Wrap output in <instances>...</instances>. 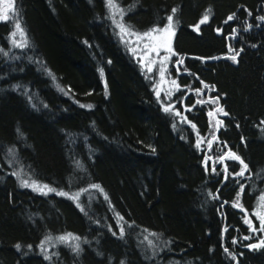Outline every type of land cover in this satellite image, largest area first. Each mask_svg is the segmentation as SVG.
Listing matches in <instances>:
<instances>
[{
	"label": "trees",
	"instance_id": "trees-1",
	"mask_svg": "<svg viewBox=\"0 0 264 264\" xmlns=\"http://www.w3.org/2000/svg\"><path fill=\"white\" fill-rule=\"evenodd\" d=\"M113 2L173 90L107 0H0V264H264V0Z\"/></svg>",
	"mask_w": 264,
	"mask_h": 264
},
{
	"label": "rangeland",
	"instance_id": "rangeland-1",
	"mask_svg": "<svg viewBox=\"0 0 264 264\" xmlns=\"http://www.w3.org/2000/svg\"><path fill=\"white\" fill-rule=\"evenodd\" d=\"M110 19L118 31V36L121 42L127 47L129 52L133 55L140 65H142L147 71L152 72L155 69L156 63L160 64L158 70V76L160 85L167 91L173 90L176 84L173 82L172 89H169V80L166 76L165 70L167 63H171V59L174 54V38L176 35L175 26L169 27V22L163 28H157V31L148 32L150 35L145 36V33H136L129 30L123 24V11L113 2V0H107ZM15 33V35H13ZM9 39V45L13 48H20L24 42V37L19 30H16ZM171 57V58H170ZM160 59V62L158 60ZM168 85V86H166ZM162 89V90H163ZM161 92V90L159 91ZM20 181V180H19ZM24 182L23 185H26ZM30 187L34 189L38 194L48 195L52 191H49V187L45 185L33 184ZM261 218L264 220V202L261 203ZM69 240V239H68ZM52 246L46 245L47 251Z\"/></svg>",
	"mask_w": 264,
	"mask_h": 264
},
{
	"label": "snow or ice",
	"instance_id": "snow-or-ice-1",
	"mask_svg": "<svg viewBox=\"0 0 264 264\" xmlns=\"http://www.w3.org/2000/svg\"><path fill=\"white\" fill-rule=\"evenodd\" d=\"M10 10H12V11H13V15H15V12H14L13 9H11V6H10ZM175 11H176V10L173 9V13H175ZM234 15H235V14H233L232 16H229V17H228V20H232L233 17H234ZM0 19H3V20H5V21H7L8 19H10V17L5 13V14H3V15H0ZM172 19H173L172 16H169V17H168L169 27L171 26ZM207 19H208V17H207V15H206V16L201 20V23H205V22L207 21ZM261 19H264V17H262ZM225 22L227 23V21H225ZM16 27H17V29L20 28V25H19L18 22L16 23ZM196 27L198 28L199 25H197ZM152 31H157V29H153ZM13 35H15V33H14ZM144 35H145V36H148V35H150V33H145ZM231 59H233V60L235 61L236 57H235V56H232ZM88 107H91V105H89ZM221 111H222V110H221ZM225 115H226V113H225ZM233 158H235V159H239V157H233ZM241 163H243V161H241ZM244 167L247 168V165H245ZM241 174H242V173H241ZM45 187H46V186H45ZM93 187H98V186L93 185ZM49 191H53V189H49ZM60 194L63 195V193H60ZM262 199H264V198H262ZM246 222L250 223V221H246ZM254 230H255V229H254ZM260 230H261V231H264V228H261ZM62 239H63V238H62ZM262 243H264V242H262ZM17 247L19 248V245H17ZM253 247H255V246L253 245ZM226 251H227V250H226Z\"/></svg>",
	"mask_w": 264,
	"mask_h": 264
},
{
	"label": "bare ground",
	"instance_id": "bare-ground-1",
	"mask_svg": "<svg viewBox=\"0 0 264 264\" xmlns=\"http://www.w3.org/2000/svg\"><path fill=\"white\" fill-rule=\"evenodd\" d=\"M220 116L221 115H219V111H214L213 112L212 119L215 120L214 125H215V127L217 129V133L220 131V123H221ZM222 161H223V159H222ZM31 185L32 184L29 183V184H27V186H24V187L27 188V189H29V190H31L34 193H37L34 189H32V187H30ZM22 187H23V184H22Z\"/></svg>",
	"mask_w": 264,
	"mask_h": 264
},
{
	"label": "flooded vegetation",
	"instance_id": "flooded-vegetation-1",
	"mask_svg": "<svg viewBox=\"0 0 264 264\" xmlns=\"http://www.w3.org/2000/svg\"><path fill=\"white\" fill-rule=\"evenodd\" d=\"M231 54V53H230ZM231 55H233V54H231ZM181 70V69H180ZM176 71L177 72H180V73H183V72H181V71H178V68H176ZM179 75V74H178ZM183 77V76H182Z\"/></svg>",
	"mask_w": 264,
	"mask_h": 264
}]
</instances>
